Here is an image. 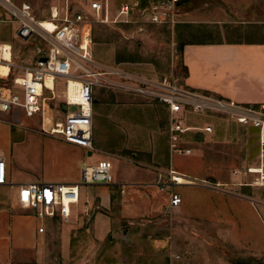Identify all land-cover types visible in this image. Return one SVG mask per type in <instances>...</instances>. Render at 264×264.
<instances>
[{"label": "rangeland", "instance_id": "374dc122", "mask_svg": "<svg viewBox=\"0 0 264 264\" xmlns=\"http://www.w3.org/2000/svg\"><path fill=\"white\" fill-rule=\"evenodd\" d=\"M18 1L29 2L39 19L46 18L49 0ZM98 1L103 12L91 15L94 62L145 79L176 77L181 81V50L186 43L264 41V0H256L252 9L240 13L218 0H190L192 7L187 0H179L176 19L180 23L172 28L142 18L149 0ZM125 5L132 10L128 16L120 14ZM200 16H208L210 23H190ZM0 41L13 44L14 62L19 65L35 58L34 47L39 43L19 41L13 24H0ZM63 91L64 82L59 81L57 99L48 102L55 121L65 113L60 109ZM96 92L91 157L57 136L38 133L42 130L40 116L23 119L34 138L32 175L58 172L70 176L80 172L84 162L108 159L114 165L113 174L123 164L164 176L171 167L199 183L162 190L157 178L145 179L146 184L134 188L130 197L111 189L112 223L102 240L88 226L99 206L98 197L88 204L98 185H83L78 213L71 222L45 218L42 251L26 252L15 264H264V188L239 187L248 182L241 175L243 170L257 160L255 132L224 117L192 113L191 124L208 123L214 133L186 134L193 155H171L165 106L127 92L98 88ZM125 171L121 169L122 177ZM236 171L240 175H234ZM202 180L224 187L214 190ZM170 191L182 198L178 208H167ZM145 198L151 203L148 208ZM86 205L87 214L83 211ZM127 209L131 218L124 217Z\"/></svg>", "mask_w": 264, "mask_h": 264}, {"label": "built area", "instance_id": "2783aa9c", "mask_svg": "<svg viewBox=\"0 0 264 264\" xmlns=\"http://www.w3.org/2000/svg\"><path fill=\"white\" fill-rule=\"evenodd\" d=\"M178 4L179 0H150L141 16L149 24L172 28L178 23ZM102 12L103 4L98 0H49L46 18L39 19L29 2L0 0V24L15 25V35L22 43L34 40L43 46L35 45V58L19 65L14 62L13 44L0 41V114H12L18 123L23 118L40 116L44 134L57 136L70 145L91 152V156L95 151L93 116L97 88L135 94L165 106L171 155H193V149L185 141L186 134L214 133L212 125L191 124L188 120L190 114L224 117L255 132L257 160L243 170L241 175L247 177L248 182L240 185L264 188V103L240 104L191 90L181 85L176 77L145 79L117 68L97 65L91 50V15L100 16ZM131 12L125 5L120 14L128 16ZM59 81L64 82L60 109L66 106V111L55 121L48 102L57 99L55 88ZM49 82L52 86L48 85ZM71 90L72 96L69 95ZM71 107H75V111H71ZM165 174L167 176L161 173L157 182L162 190L199 183L173 168ZM234 175H240L239 171ZM113 182L112 165L103 159L95 164L84 163L78 184L21 185L18 202L21 208L34 211L41 220L59 218L70 223L80 203L81 186L111 185ZM6 183V161L0 156V185ZM200 183L214 190L224 187L205 180ZM181 204V196L170 191L167 208L175 209ZM88 209L86 205L83 211L87 214ZM38 231L44 233V226Z\"/></svg>", "mask_w": 264, "mask_h": 264}, {"label": "crops", "instance_id": "0c3cea01", "mask_svg": "<svg viewBox=\"0 0 264 264\" xmlns=\"http://www.w3.org/2000/svg\"><path fill=\"white\" fill-rule=\"evenodd\" d=\"M187 1L189 7H192L193 3ZM221 1L224 7L226 5L225 8H231L238 13L241 9H252L256 2V0H218L222 3ZM217 7L221 8V6ZM224 16L228 14L224 12ZM207 18L208 16H200L190 23H210ZM181 60L185 70L181 80L183 86L240 104L264 103V41L186 43L181 50ZM23 122L22 120L18 123L12 114H0V156L5 158L7 177V183L0 185V264H15L26 252H41L43 249L45 232L39 233L38 229L45 226V219H39L32 210L21 208L18 202L19 187L30 183L68 185L80 183L81 170L80 172L77 170V173L72 172L70 176L58 172L51 174L37 172L38 175H32L34 138L28 134ZM204 124L199 126L210 125ZM38 133L46 135L42 130ZM186 143L191 147L188 142ZM86 154L91 157L88 152ZM119 166L113 174L114 182L111 185L97 184V191L88 203L91 206L94 199L99 198V206L92 212L93 219L88 225L94 237L99 240L106 237L112 223V214L109 211L113 205L111 189H119L122 194L130 197L136 191L133 190L134 188L146 184L145 179H158L161 174L139 171L125 164L121 168ZM112 168L114 169V165ZM122 168L126 169L124 177L121 174ZM239 187L245 186L239 183ZM122 197L124 200L127 199L124 195ZM145 200H148L146 205L148 208L151 203L149 199H143L144 202ZM127 211L128 214L125 213L124 217L131 218L129 214L131 210L127 209ZM140 211L139 209L138 212ZM141 212H144V209ZM77 213L76 207L73 216Z\"/></svg>", "mask_w": 264, "mask_h": 264}, {"label": "water", "instance_id": "95a60500", "mask_svg": "<svg viewBox=\"0 0 264 264\" xmlns=\"http://www.w3.org/2000/svg\"><path fill=\"white\" fill-rule=\"evenodd\" d=\"M75 109H76L75 107H71V111H75ZM63 111H66V106H63ZM88 155L91 156V152H89ZM92 219H93V216L90 218L88 225L90 224Z\"/></svg>", "mask_w": 264, "mask_h": 264}, {"label": "bare ground", "instance_id": "6f19581e", "mask_svg": "<svg viewBox=\"0 0 264 264\" xmlns=\"http://www.w3.org/2000/svg\"><path fill=\"white\" fill-rule=\"evenodd\" d=\"M48 85H49V86H52V83L49 82ZM72 93H73V92H72V90H71V91L69 92V95L72 96V95H73ZM183 180H184V179L182 178V179H181V182H183Z\"/></svg>", "mask_w": 264, "mask_h": 264}, {"label": "trees", "instance_id": "16d2710c", "mask_svg": "<svg viewBox=\"0 0 264 264\" xmlns=\"http://www.w3.org/2000/svg\"><path fill=\"white\" fill-rule=\"evenodd\" d=\"M184 45H185V44H184ZM184 45H183V46H184ZM183 46H182V47H183ZM181 69H182V73H184V72H185L184 68L182 67ZM97 101H98V100L95 99L94 105H95V103H97Z\"/></svg>", "mask_w": 264, "mask_h": 264}]
</instances>
